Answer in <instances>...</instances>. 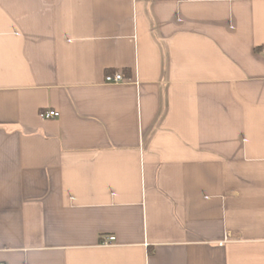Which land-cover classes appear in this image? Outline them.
<instances>
[{"label": "crops", "instance_id": "obj_1", "mask_svg": "<svg viewBox=\"0 0 264 264\" xmlns=\"http://www.w3.org/2000/svg\"><path fill=\"white\" fill-rule=\"evenodd\" d=\"M263 45L264 0H0V264H264Z\"/></svg>", "mask_w": 264, "mask_h": 264}, {"label": "built area", "instance_id": "obj_2", "mask_svg": "<svg viewBox=\"0 0 264 264\" xmlns=\"http://www.w3.org/2000/svg\"><path fill=\"white\" fill-rule=\"evenodd\" d=\"M260 55H261V58H262L263 63H264V45L260 49ZM104 81H105L106 84H118V83L127 82L128 80H125L120 73H114V74L106 75ZM58 117H59V114L57 112L50 111V110L47 111V109H46V111H41L39 113V118L41 120H46L47 121V120L55 119V118H58ZM114 240H115L114 237H108L103 242V244L108 246V244H111L112 242H114Z\"/></svg>", "mask_w": 264, "mask_h": 264}]
</instances>
